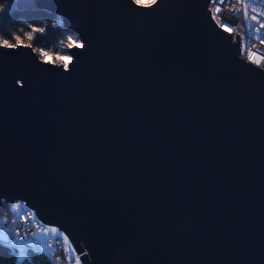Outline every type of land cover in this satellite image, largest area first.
Segmentation results:
<instances>
[{
    "label": "water",
    "instance_id": "water-1",
    "mask_svg": "<svg viewBox=\"0 0 264 264\" xmlns=\"http://www.w3.org/2000/svg\"><path fill=\"white\" fill-rule=\"evenodd\" d=\"M85 44L0 49V209L82 264H264V70L209 0H20ZM69 50H66V53Z\"/></svg>",
    "mask_w": 264,
    "mask_h": 264
},
{
    "label": "snow or ice",
    "instance_id": "snow-or-ice-1",
    "mask_svg": "<svg viewBox=\"0 0 264 264\" xmlns=\"http://www.w3.org/2000/svg\"><path fill=\"white\" fill-rule=\"evenodd\" d=\"M236 3H240L241 0H235ZM16 4L17 7L20 6V0H0V17L11 10L12 5ZM160 3V0H128L129 9L136 13L137 15L142 14L138 9H149ZM225 4L228 6L231 4V0H209V10L214 14L211 19L216 21L217 27H219L223 32L232 35L234 32L239 30L240 32V52L241 56H246L249 62H255L260 65L264 62V53L254 52L253 47L256 46L255 41H258L261 46H264V37L260 35L261 29H264V20L260 19L264 16V12L257 11L256 7L251 8V13L249 12V6L244 5V11L242 13L244 24L231 26L224 23L216 14L221 12L220 5ZM251 21L253 23H248ZM31 29L30 32L25 33V37L28 41H32L33 34L44 33V27H35L33 25H28ZM247 28V38L251 43H245V34L243 29ZM255 31L257 34L253 37L252 33ZM5 29L0 26V34H3ZM67 42L64 45L69 52L64 54H57L52 57L48 52L39 50L40 56L44 58V63H48L49 60H59L64 71L69 70V65L73 62V54L71 49L75 47L76 49H83L85 44L78 39H73L71 35L67 36ZM12 40L15 43L11 42ZM233 42H236L235 37H233ZM20 47L30 48L31 43L24 44L23 40L19 35H12L10 38L0 39V49L15 50ZM36 51V49H33ZM3 219H0V249L5 250L8 254L12 255L14 260L13 264H35L34 256H40L42 258V264H60L63 259L67 264H72L73 257L74 264H81V259L79 256H75V250L73 249L72 254H68L67 248L63 245L70 243L68 237L64 232L59 231L56 227H41L36 230L37 225L29 223L33 220V216L27 211L21 208L19 203H12L7 212L0 213ZM9 216L11 219L9 220ZM51 233V238L50 234ZM61 238H63L61 240ZM55 242V243H54ZM59 246L60 251L63 255H56L55 259H52L54 255L55 247ZM32 253V255H29Z\"/></svg>",
    "mask_w": 264,
    "mask_h": 264
},
{
    "label": "trees",
    "instance_id": "trees-1",
    "mask_svg": "<svg viewBox=\"0 0 264 264\" xmlns=\"http://www.w3.org/2000/svg\"><path fill=\"white\" fill-rule=\"evenodd\" d=\"M33 25L35 27H44V33L33 34L32 41H28L25 33L30 32L31 29L27 27ZM0 26L5 29L3 34H0V39L10 38L12 35H19L23 43L29 44L38 53L39 49L50 51L54 54L66 53L64 47L67 36H73V33L66 30L60 19L45 11L36 10H19L12 5L11 10L6 12L3 17H0ZM11 42L15 43L14 40ZM6 207L0 209V213L6 212ZM2 218L3 216L0 215ZM32 255V253H29ZM35 264H42L40 256H34ZM13 256L8 254L7 251L0 249V264H13Z\"/></svg>",
    "mask_w": 264,
    "mask_h": 264
},
{
    "label": "built area",
    "instance_id": "built-area-1",
    "mask_svg": "<svg viewBox=\"0 0 264 264\" xmlns=\"http://www.w3.org/2000/svg\"><path fill=\"white\" fill-rule=\"evenodd\" d=\"M226 3H227V0H226ZM247 4L249 6V12L250 14H254V13H251V8L252 7H256L257 11L259 12H264V0H241L240 3H236L235 0H231V4H229L228 6H226L225 4H221L220 5V8H221V12L220 13H217L216 15L224 22V23H227L231 26H236V25H241V24H244L245 21L243 19V16H242V13L244 11V5ZM210 11V10H209ZM214 13L212 11H210V15L212 17ZM260 19L264 20V16H261ZM214 21V20H213ZM216 23V21H214ZM248 23H253L251 21H248ZM217 25V23H216ZM247 32H248V29L245 28L243 29V33L245 34V43L246 44H249V46H251V43L248 38H247ZM235 33L238 34V39H240V32L239 30L237 32H234L232 35L235 37ZM253 37H255L257 34L255 33V31H253L252 33ZM260 35L262 37H264V29H261V33ZM255 44L256 46L253 47V51L254 52H259V53H264V46H261L259 44L258 41H255ZM240 57L245 59L246 61L247 60V57L246 56H241V52H240ZM249 62V61H248ZM251 64L255 65L256 67L264 70V62H262L260 65H257L255 62H250ZM14 203H19L21 205V208L25 211H27L30 215L33 216V220L29 223V226L34 223L37 225V228L36 230H39V228L41 227H52V226H48V225H45L44 223H42L38 217L36 216L35 214V211L28 208L26 205H25V202L23 201H16ZM12 204V203H11ZM11 204H6L5 207H6V210L8 211V209L10 208ZM6 211V212H7ZM3 219V218H2ZM11 219V217L9 216V220ZM50 235V238H51V233L49 234ZM63 238H61L62 240ZM55 243V242H54ZM64 248H67L68 250V254H72L73 253V246L71 243L67 244V245H63ZM75 250V249H74ZM56 255H63V253L60 251V247L59 246H56L55 247V251H54V255L52 256V259L54 260L55 259V256ZM75 256H78L76 251H75ZM74 259L75 257H73V261H72V264H74ZM60 264H67L66 261H64L63 259L60 261ZM82 264V263H81Z\"/></svg>",
    "mask_w": 264,
    "mask_h": 264
},
{
    "label": "rangeland",
    "instance_id": "rangeland-1",
    "mask_svg": "<svg viewBox=\"0 0 264 264\" xmlns=\"http://www.w3.org/2000/svg\"><path fill=\"white\" fill-rule=\"evenodd\" d=\"M146 2H147V0H146ZM73 39H77V37L73 34ZM66 42H67V39H66ZM25 44V43H24ZM66 44V43H65ZM40 50V49H39ZM39 50H38V56L42 59V60H44V58L42 57V56H40V54H39ZM66 50H67V48H66ZM43 51H45V52H48L52 57H55L57 54H54V53H52V52H50V51H46V50H43ZM61 54V53H60ZM49 62H52V63H55V64H61L60 63V61L59 60H49ZM0 219H2V217L0 216Z\"/></svg>",
    "mask_w": 264,
    "mask_h": 264
}]
</instances>
